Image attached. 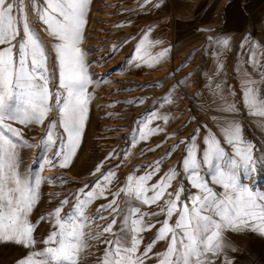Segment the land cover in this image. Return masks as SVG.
Returning a JSON list of instances; mask_svg holds the SVG:
<instances>
[{
	"label": "snow or ice",
	"instance_id": "snow-or-ice-1",
	"mask_svg": "<svg viewBox=\"0 0 264 264\" xmlns=\"http://www.w3.org/2000/svg\"><path fill=\"white\" fill-rule=\"evenodd\" d=\"M29 2L30 12L26 11L24 0H0V241L15 242L26 248L35 244L34 225L29 216L39 200L40 186L45 180L51 183L52 178L37 174L33 181L22 173L19 148L31 149L42 145L47 151L55 149L50 158L46 154L39 157L42 165L69 167L81 144L91 99L87 88L92 83L87 71L86 53L81 47L90 0ZM36 22L44 25L43 31L56 41L52 44L55 57L51 69L47 48L32 26ZM212 39L210 37L209 41ZM148 41L149 37L145 35L136 47L140 59H143L140 53ZM218 43L224 48L229 47L227 38ZM166 54L167 50L151 59L158 63ZM250 62L254 67L260 64L254 53ZM260 67L264 69V64ZM54 79L55 91L49 86ZM261 82L264 83V75ZM242 83V102L247 114L264 118V92L248 72H242ZM214 95L224 102L220 111L230 114L222 120L220 129L224 143L231 147L230 152L216 135L208 132L203 137L202 160L198 159L194 143L200 131L198 128L188 138L191 143L182 159L183 173H178L175 167L169 168L149 187V182L161 171V157L149 164L147 168L150 170L143 174L129 175L125 187L111 193L112 199L99 205L91 216L86 215L87 206L96 199L108 200L107 187L116 176L108 169L91 186L84 185L74 194V210L61 217L63 206L69 203L65 197L54 212L46 214L54 217L55 230L43 242L55 246L33 252L18 264H79L80 254L89 247L87 240L100 239L103 234H111L114 238L103 241L107 247L98 264H147L153 258L156 264H215L220 257H223V264H232L228 252L238 249L227 237V232L251 230L264 235V191L241 181V174L251 178L264 168V151L257 154L254 142L244 137L243 125L236 115L239 108L226 99L225 89L220 83L215 84ZM165 99L168 103L173 102L167 97ZM53 110L58 113L59 120L49 121L38 145L29 143L22 136L21 129L13 126L12 122L23 126L43 125ZM159 118L152 113L148 122ZM162 119L168 123L167 116ZM57 127L62 132H57ZM159 130L148 128L145 132L141 129L139 139L146 140ZM175 147L178 144L165 155L170 157ZM113 155L110 153L106 159ZM102 166L103 162L92 174L100 172ZM202 167L208 169L211 183L221 186L223 193L214 191L209 180L201 174ZM180 174H185L190 186L198 190L183 204V185L169 191ZM149 192L152 193L150 196ZM121 193L126 198L122 199ZM189 199L190 204L187 202ZM140 205H159V211L142 212ZM108 210H111L110 222L90 237L85 229L97 218L108 219L100 215ZM161 215L165 217L163 221L145 224V217ZM157 223L161 226L141 250V233L155 228ZM165 240L168 241L166 249L153 253L155 244Z\"/></svg>",
	"mask_w": 264,
	"mask_h": 264
},
{
	"label": "rangeland",
	"instance_id": "rangeland-1",
	"mask_svg": "<svg viewBox=\"0 0 264 264\" xmlns=\"http://www.w3.org/2000/svg\"><path fill=\"white\" fill-rule=\"evenodd\" d=\"M24 2L26 11L30 12L29 0H24ZM97 3L95 0L93 6ZM111 4L112 6H109L105 13L108 18H102L104 27L98 28L102 38L90 49V51L93 49L91 55L86 54V59L89 58V62H86L87 71L92 80L87 88L91 99L81 144L71 164L67 168L52 167L54 170L51 173L48 171V166L42 165L39 157L45 154L47 157L52 156L55 149L47 151L42 145L31 149L19 148L21 172L33 181L39 174L52 178V182L48 180L42 182L39 189V200L29 216L30 222L34 225L35 244L26 248L15 242L0 241V264H18L33 252L55 246L46 245L43 242L55 230L54 217L46 214L54 212L65 197L68 198L69 203L63 206L61 217L74 210V194L84 185L91 186L108 169L116 173L112 183L107 187L108 200L96 199L87 206L86 215L91 216L99 205L106 204L112 199L111 193L125 187L129 175L135 177L143 174L150 170L147 168L149 164L161 157H163L161 171L149 182V187L169 168L175 167L178 173H183L182 159L186 148L191 143L188 138L198 128L200 131L194 139L198 159L202 160L205 147L203 137L208 132L216 135L221 145L230 152L231 147L224 143L220 130L222 120L230 114L220 111L224 102L214 95L216 83H220L221 88L225 89L226 99L235 103L239 108L236 115L243 125L244 137L254 142L257 154L264 151V118L256 117L255 121L250 119L245 113L242 102V72L250 73L257 81V86L264 92V83L261 82L264 69L260 67V64H264V22L251 26L228 48L222 46V50L227 53L223 52L224 55H221L222 61L210 60L209 55L206 57L197 55L196 50L192 55H190L191 52L181 53L179 50L175 55L170 54L160 58L157 63L151 58L160 53V49L165 47L164 43H166L167 51L172 48L170 41L173 34L172 25L166 30L161 22L172 10L170 5L173 4V0H113L108 3V5ZM185 11L182 7L179 14ZM29 18L31 19V15ZM32 26L47 48L48 66L51 69L55 54H51L44 40L45 37L41 35L45 26L39 22ZM88 27H90L89 24L86 25V29ZM44 33L51 39L49 42L52 46L56 41L46 32ZM160 33L166 36V40L157 43L153 36L160 35ZM145 35L149 37V41L141 50L140 56L143 59H140L137 56L136 47ZM211 35L219 34L215 31ZM206 42L208 51L211 42L209 40ZM246 49L254 50L256 60L260 61V64L255 67L251 64L247 58ZM55 85L56 80L54 79L49 85L53 91L56 90ZM166 97L173 102L168 103ZM52 103H54V98ZM168 105L175 108L174 115H168L165 112V107ZM152 113H156L161 118L151 120L149 123L148 118ZM163 116L168 117V123H164ZM190 117L195 119H189ZM54 119L59 120L55 110L48 114L43 125L23 126L12 123L14 127L21 129L24 139L33 145H38L49 121ZM146 123L147 127H145ZM148 128L160 130L149 135L146 140H140V130L147 132ZM57 132H62V129L57 127ZM180 141H185V143H179ZM176 144L178 147L172 149L170 157L166 156L168 150ZM149 149H155V151H149ZM110 153L114 155L111 159H106ZM101 162H103L101 171L93 175L92 173ZM201 174L209 180L214 191L223 193L221 186L211 183L212 177L206 167L201 168ZM241 181L253 186L256 190L264 191V168H260L251 178L243 177L241 174ZM181 185L185 189L181 194V204H183L191 194L198 190L190 186L185 174H180L173 181L169 191H175ZM151 194V192L148 193L149 196ZM121 198H126L124 193H121ZM128 199L131 200V198ZM187 202L190 204V199ZM140 206L142 212L159 211V205ZM110 211L100 213L108 219L97 218L85 229L90 237L102 231L103 226L110 222L112 218ZM42 216L43 220L40 219ZM164 218L163 215L147 216L145 224L156 223L157 220L163 221ZM175 218L174 216L173 222ZM160 226L161 224L157 223L155 228L141 233L143 237L141 250L156 234ZM229 233L240 239L249 235H261L251 230L243 233L229 231ZM261 236L264 237V235ZM112 238L114 237L111 234H103L100 239L89 238L87 240L89 247L80 254L79 264H98L107 247L103 241ZM167 243V240L157 242L153 253L163 252ZM34 259L42 258L34 257ZM147 264H156L155 258Z\"/></svg>",
	"mask_w": 264,
	"mask_h": 264
},
{
	"label": "crops",
	"instance_id": "crops-1",
	"mask_svg": "<svg viewBox=\"0 0 264 264\" xmlns=\"http://www.w3.org/2000/svg\"><path fill=\"white\" fill-rule=\"evenodd\" d=\"M170 6L172 10L161 22L166 30L171 25L173 29L170 39L172 48L168 49L166 56L175 55L179 50L181 53L191 52L192 55L196 50L197 55L205 57L209 55L210 60H221V55L223 56V52L226 51L222 50L223 45L218 41L227 38L231 46L251 26L264 22V0H173ZM182 7L186 11L179 14ZM215 31L219 35H211ZM210 37L213 39L207 51L206 41ZM153 38L157 41L166 40V36L162 33L154 35ZM164 45L160 52L167 50L166 43ZM246 50L249 60L252 53L255 54L256 59L253 49ZM244 110L250 119L256 120V117L247 114L245 107ZM165 112L168 115L176 113L171 105L165 107ZM226 235L238 249L228 252L232 264H264L263 236L249 235L240 239L229 232ZM215 264H223V257L216 259Z\"/></svg>",
	"mask_w": 264,
	"mask_h": 264
},
{
	"label": "bare ground",
	"instance_id": "bare-ground-1",
	"mask_svg": "<svg viewBox=\"0 0 264 264\" xmlns=\"http://www.w3.org/2000/svg\"><path fill=\"white\" fill-rule=\"evenodd\" d=\"M94 1L95 0H90L89 10H88V14H87V23H86V25L89 24L90 27H88V29H86V26H85L84 34H83V40H82V44H81L83 51L84 52L88 51L86 54H88L89 56L91 55L92 50H93L92 49L90 51L92 46L97 45L102 38V34L100 35V31L98 30V28L101 29L102 27H104L105 24L103 25L102 18H108L105 13L107 11V8L109 6H112V4L108 5V3L113 1V0H97V2H98L97 5L93 6ZM103 21H105V20H103ZM41 35H42V37H45L44 40L46 41L48 48L50 49V52H52L51 54L54 55L55 52L52 50V46L49 42L50 38H48L43 31H41ZM85 35H87V36L85 37ZM85 60H86V62L87 61L89 62V58L86 59V57H85ZM50 157L51 156H49V158ZM48 167H49V169H48L49 172L54 170L51 166H48ZM50 176H51V174H50Z\"/></svg>",
	"mask_w": 264,
	"mask_h": 264
}]
</instances>
